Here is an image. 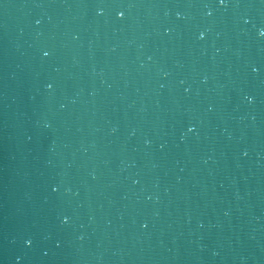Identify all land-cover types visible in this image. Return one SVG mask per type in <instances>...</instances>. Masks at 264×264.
I'll list each match as a JSON object with an SVG mask.
<instances>
[{
	"label": "water",
	"instance_id": "obj_1",
	"mask_svg": "<svg viewBox=\"0 0 264 264\" xmlns=\"http://www.w3.org/2000/svg\"><path fill=\"white\" fill-rule=\"evenodd\" d=\"M261 31L264 0H0V264H264Z\"/></svg>",
	"mask_w": 264,
	"mask_h": 264
},
{
	"label": "snow or ice",
	"instance_id": "obj_2",
	"mask_svg": "<svg viewBox=\"0 0 264 264\" xmlns=\"http://www.w3.org/2000/svg\"><path fill=\"white\" fill-rule=\"evenodd\" d=\"M219 3L221 4V6H223V5L225 4V0H219ZM122 16H123V13H121V17H122ZM260 35H261V36H264V31H261V32H260ZM44 55L47 56L48 53L45 52ZM254 71H255V69H254ZM65 222H67V221H65Z\"/></svg>",
	"mask_w": 264,
	"mask_h": 264
},
{
	"label": "clouds",
	"instance_id": "obj_3",
	"mask_svg": "<svg viewBox=\"0 0 264 264\" xmlns=\"http://www.w3.org/2000/svg\"><path fill=\"white\" fill-rule=\"evenodd\" d=\"M201 38H203V33H201ZM49 87L51 86L49 85ZM26 243H30V241H27Z\"/></svg>",
	"mask_w": 264,
	"mask_h": 264
}]
</instances>
